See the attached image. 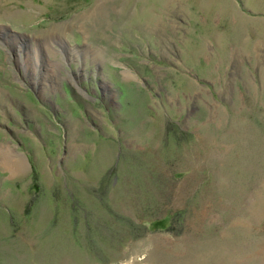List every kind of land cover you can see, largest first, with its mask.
Instances as JSON below:
<instances>
[{"label":"rangeland","instance_id":"374dc122","mask_svg":"<svg viewBox=\"0 0 264 264\" xmlns=\"http://www.w3.org/2000/svg\"><path fill=\"white\" fill-rule=\"evenodd\" d=\"M0 264H264V0H0Z\"/></svg>","mask_w":264,"mask_h":264},{"label":"bare ground","instance_id":"6f19581e","mask_svg":"<svg viewBox=\"0 0 264 264\" xmlns=\"http://www.w3.org/2000/svg\"><path fill=\"white\" fill-rule=\"evenodd\" d=\"M23 161V160H22ZM23 164H24V162H23ZM11 167V166H10Z\"/></svg>","mask_w":264,"mask_h":264}]
</instances>
